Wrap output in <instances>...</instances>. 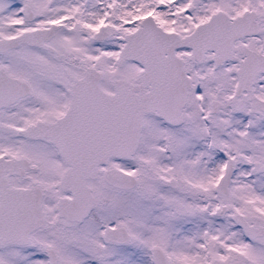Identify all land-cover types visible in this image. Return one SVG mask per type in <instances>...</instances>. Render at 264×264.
<instances>
[{
	"label": "snow or ice",
	"instance_id": "6c2138e0",
	"mask_svg": "<svg viewBox=\"0 0 264 264\" xmlns=\"http://www.w3.org/2000/svg\"><path fill=\"white\" fill-rule=\"evenodd\" d=\"M0 264H264V0H0Z\"/></svg>",
	"mask_w": 264,
	"mask_h": 264
}]
</instances>
